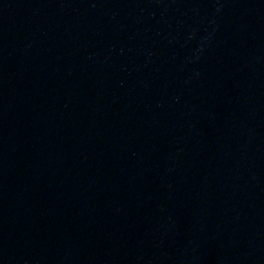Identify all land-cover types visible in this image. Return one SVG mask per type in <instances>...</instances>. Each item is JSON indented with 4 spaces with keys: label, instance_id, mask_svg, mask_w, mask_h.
<instances>
[{
    "label": "water",
    "instance_id": "1",
    "mask_svg": "<svg viewBox=\"0 0 264 264\" xmlns=\"http://www.w3.org/2000/svg\"><path fill=\"white\" fill-rule=\"evenodd\" d=\"M0 264H264V0H0Z\"/></svg>",
    "mask_w": 264,
    "mask_h": 264
}]
</instances>
